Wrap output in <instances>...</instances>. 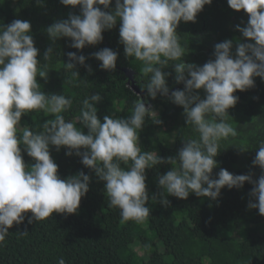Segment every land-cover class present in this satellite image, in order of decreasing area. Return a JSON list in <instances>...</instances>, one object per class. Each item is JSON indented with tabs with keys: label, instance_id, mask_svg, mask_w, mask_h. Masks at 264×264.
<instances>
[{
	"label": "clouds",
	"instance_id": "9594fccd",
	"mask_svg": "<svg viewBox=\"0 0 264 264\" xmlns=\"http://www.w3.org/2000/svg\"><path fill=\"white\" fill-rule=\"evenodd\" d=\"M42 2L37 0L38 5ZM60 2L79 6L80 14H70L68 19L47 27L53 43L67 37L71 38L72 48L97 45L104 39L103 32L113 29L119 21V42L126 57L141 61L143 74H150L144 85L147 94L152 99L158 95L167 97L182 106L187 125L193 126L198 137L183 139V147L175 157L164 158L155 151L142 152L139 130L153 114L151 105L137 100L129 117L105 115L101 122L96 105L103 97L98 93L83 99L77 118L83 129L78 128L62 115L72 107V100L40 90L37 77L46 79L47 63L37 59L39 50L31 35V23L13 20L0 28V242L5 240L9 229L24 222L26 213L32 214L28 219L30 224L54 213L76 214L82 197L87 195L91 177L81 171L62 179L51 156V146L57 151L64 147L66 155L81 157L82 164L105 182L109 205L119 208L123 221L143 223L149 217L146 171L162 164L172 166L158 178L162 205L170 203L168 196L186 200L192 193L217 200L225 186L242 188L245 182H250L254 184L251 196L258 202L250 201L248 207L258 209L264 216V143L253 160V165L262 170L258 180H253L251 175H234L223 168L213 178L221 143L237 135L227 122L228 110L239 101L234 93L253 88L255 77L264 79V0H227L232 9L248 14L247 26L237 28L254 43L238 42L235 53L232 40L217 43L215 58L203 66L184 61L185 48L179 42L177 28L181 21L196 22L198 14L213 0H115L112 11L99 6L109 9L113 0ZM53 52L52 47L45 51L46 62ZM67 56L68 70L76 69L79 64L93 71L85 64L84 55L68 52ZM93 56L101 62L102 70L116 69V51L103 48ZM168 66L174 68L175 81L184 84L183 90H170L171 73L163 71ZM77 78L80 77L76 70L71 72L68 82ZM201 89L206 94L204 98L198 94L197 90ZM33 110H43L54 118L46 120L40 132L28 126L19 131L21 117ZM256 122L254 117L252 123ZM21 146L35 161L31 166L25 163ZM247 148L239 147L241 151ZM58 264L66 262L60 258Z\"/></svg>",
	"mask_w": 264,
	"mask_h": 264
},
{
	"label": "trees",
	"instance_id": "16d2710c",
	"mask_svg": "<svg viewBox=\"0 0 264 264\" xmlns=\"http://www.w3.org/2000/svg\"><path fill=\"white\" fill-rule=\"evenodd\" d=\"M99 7L112 11L115 0L109 9ZM70 14L79 15L80 7L65 6L60 0H43L40 5L37 0H0V28L15 19L31 23V35L39 50L37 59L47 63L46 79L37 77L40 90L72 100V107L62 113L66 120L83 129L77 119L82 101L98 93L103 97L96 105L101 122L105 115L129 117L137 100L151 105L153 114L146 118L143 129L139 130L142 152L155 151L164 158L175 157L183 147V139L198 137L193 126L187 125L182 106L175 105L167 97L158 95L152 99L147 94L144 85L150 74H143L141 61L126 57L124 46L119 42V21L113 29L103 32L104 39L97 45L72 48L71 38L67 37L53 43L47 27L58 20L68 19ZM248 18L245 11L232 9L227 0H213L198 14L196 22L181 21L177 35L185 48L184 61L203 66L215 58L214 46L225 40L233 41V53L238 42L254 43L243 37L237 28L238 25L247 26ZM49 47L54 52L46 62L44 53ZM103 48L118 53L115 70L99 67L101 62L93 53ZM68 52L84 55L85 64L93 71L89 72L86 66L79 64L76 69L68 70ZM125 69L133 72V81ZM76 70L80 78L68 82L71 72ZM163 71L171 73L168 77L171 91L184 89L183 83H176L172 66ZM254 80L253 88L234 93L239 96V101L228 110L227 122L236 129L237 135L221 143L213 178H217L221 168L234 175H251L253 180H258L262 174L259 166L253 165V160L264 143V79L255 77ZM133 85L141 94L132 89ZM197 91L201 98L205 97L202 89ZM254 117L256 123H252ZM52 118V114L43 110H33L21 117L19 131L28 126L32 131L40 132L43 123ZM84 131L87 134L86 128ZM241 146L248 148L241 151ZM21 148L25 163L34 164L33 158L23 151V146ZM50 151L62 179L81 171L91 177L89 191L82 197L76 214L54 213L30 224L28 219L32 214L26 213L24 222L9 229L5 240L0 242V255L3 256L0 264H58L60 258L66 264H264V216L258 209L248 207L250 201L258 202L251 196L254 184L245 182L242 188L232 189L225 186L217 200L198 197L194 193L186 200L168 196L170 203L164 206L159 202L162 189L158 178L172 166L158 165L146 171L149 217L143 223L123 221L119 208L109 205L105 182L82 164L81 157L66 155L64 147L57 151L51 146ZM154 195L156 200L151 199Z\"/></svg>",
	"mask_w": 264,
	"mask_h": 264
},
{
	"label": "water",
	"instance_id": "95a60500",
	"mask_svg": "<svg viewBox=\"0 0 264 264\" xmlns=\"http://www.w3.org/2000/svg\"><path fill=\"white\" fill-rule=\"evenodd\" d=\"M125 73L127 74L128 78L133 81V72L130 69H125L124 70ZM132 89L137 93V94H141V92L135 87V85L132 86ZM178 89V88H176ZM175 89V90H176Z\"/></svg>",
	"mask_w": 264,
	"mask_h": 264
},
{
	"label": "rangeland",
	"instance_id": "374dc122",
	"mask_svg": "<svg viewBox=\"0 0 264 264\" xmlns=\"http://www.w3.org/2000/svg\"><path fill=\"white\" fill-rule=\"evenodd\" d=\"M2 257H3V256H2V255H0V262L2 261Z\"/></svg>",
	"mask_w": 264,
	"mask_h": 264
}]
</instances>
